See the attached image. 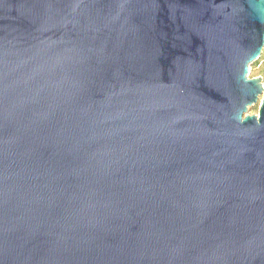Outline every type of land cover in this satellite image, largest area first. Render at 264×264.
Masks as SVG:
<instances>
[{"label":"water","instance_id":"95a60500","mask_svg":"<svg viewBox=\"0 0 264 264\" xmlns=\"http://www.w3.org/2000/svg\"><path fill=\"white\" fill-rule=\"evenodd\" d=\"M263 50L264 0H0V264H264Z\"/></svg>","mask_w":264,"mask_h":264},{"label":"rangeland","instance_id":"374dc122","mask_svg":"<svg viewBox=\"0 0 264 264\" xmlns=\"http://www.w3.org/2000/svg\"><path fill=\"white\" fill-rule=\"evenodd\" d=\"M249 77L250 78L260 77L264 81V60L263 59L260 60L259 64L256 67H253V66L251 67ZM261 99H262V97L260 98V100L258 101V103L252 105L249 108V114L250 115H258L259 108H260V104H261Z\"/></svg>","mask_w":264,"mask_h":264},{"label":"trees","instance_id":"16d2710c","mask_svg":"<svg viewBox=\"0 0 264 264\" xmlns=\"http://www.w3.org/2000/svg\"><path fill=\"white\" fill-rule=\"evenodd\" d=\"M262 59L264 60V51H263L262 56L260 57V59H258L257 61H255L252 66L253 67H256L259 64L260 60H262Z\"/></svg>","mask_w":264,"mask_h":264}]
</instances>
